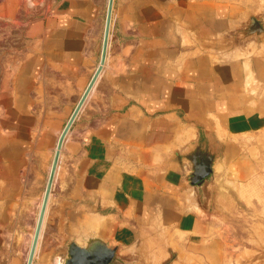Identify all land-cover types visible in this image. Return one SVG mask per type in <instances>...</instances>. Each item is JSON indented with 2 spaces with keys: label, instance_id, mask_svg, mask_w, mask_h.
Returning a JSON list of instances; mask_svg holds the SVG:
<instances>
[{
  "label": "crops",
  "instance_id": "crops-1",
  "mask_svg": "<svg viewBox=\"0 0 264 264\" xmlns=\"http://www.w3.org/2000/svg\"><path fill=\"white\" fill-rule=\"evenodd\" d=\"M108 7L0 0V264L28 262ZM263 134L264 0H113L32 264H59L91 236L116 248L111 264L202 256L236 184L261 178Z\"/></svg>",
  "mask_w": 264,
  "mask_h": 264
},
{
  "label": "rangeland",
  "instance_id": "rangeland-1",
  "mask_svg": "<svg viewBox=\"0 0 264 264\" xmlns=\"http://www.w3.org/2000/svg\"><path fill=\"white\" fill-rule=\"evenodd\" d=\"M2 40L0 37V43ZM2 53L6 51H0V56ZM259 139L264 158V134ZM259 175L260 179L236 184L233 202L230 207L225 205L223 217L215 220L214 232L202 236V253H196L202 256L176 249L152 264H264V163Z\"/></svg>",
  "mask_w": 264,
  "mask_h": 264
},
{
  "label": "water",
  "instance_id": "water-1",
  "mask_svg": "<svg viewBox=\"0 0 264 264\" xmlns=\"http://www.w3.org/2000/svg\"><path fill=\"white\" fill-rule=\"evenodd\" d=\"M112 3L113 0H109V7H108V14L106 19V28H105V34H104V42H103V48H102V55H101V64L98 67L95 75L93 76L90 84L88 85L86 91L84 92L81 100L79 101L77 107L75 108L73 114L71 115L69 121L67 122L64 132L59 139L58 142V149L61 148L64 137L66 133L70 130L78 112L81 108L84 100L86 99L93 83L95 82L96 78L98 77V74L101 70V66L103 65L105 61L106 56V49H107V42H108V34H109V27H110V18H111V10H112ZM59 151H56L53 167L56 166L58 161ZM212 173V163L210 160L203 162L202 165H196L193 168L192 178L191 182L193 184H198L201 181H203L205 178H207ZM53 170L50 173V177L48 180L47 188H46V194L43 201V205L41 208V212L39 215V220L37 224V228L34 233V239L32 243V248L30 252V256L28 258L27 264H32L33 256L35 252V247L40 235V230L45 214L46 205L48 202V196L51 190V185L53 181ZM116 248L111 247L108 245V243L102 239L99 236H91L84 240L83 245H80L76 242H70L67 246L66 254L64 258H62L61 263L59 264H111L115 258Z\"/></svg>",
  "mask_w": 264,
  "mask_h": 264
},
{
  "label": "bare ground",
  "instance_id": "bare-ground-1",
  "mask_svg": "<svg viewBox=\"0 0 264 264\" xmlns=\"http://www.w3.org/2000/svg\"><path fill=\"white\" fill-rule=\"evenodd\" d=\"M92 88V87H91ZM91 90V89H90ZM90 92V91H89ZM85 101V100H84ZM84 103V102H83ZM83 105V104H82ZM82 107V106H81ZM81 109V108H80ZM79 109V110H80ZM63 132H64V130H63ZM63 132H62V134H63ZM68 133V132H67ZM67 133H66V135H67ZM62 134H61V136H62ZM65 135V136H66ZM61 136H60V138H61ZM59 138V139H60ZM65 138V137H64ZM64 141V140H63ZM59 142V141H58ZM63 144V143H62ZM61 148H62V146H61ZM61 148L60 149H58V145H57V149H56V151L58 150L59 151V156H60V151H61ZM56 154V153H55ZM59 156H58V160H59ZM55 157V156H54ZM58 162V161H57ZM263 164V163H262ZM56 166H57V164H56ZM56 166L55 167H53V165H52V170H53V172H55V169H56ZM259 175V174H258ZM53 177H54V174H53Z\"/></svg>",
  "mask_w": 264,
  "mask_h": 264
}]
</instances>
